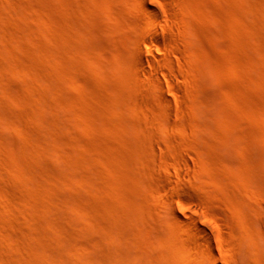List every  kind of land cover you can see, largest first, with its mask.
I'll return each mask as SVG.
<instances>
[{
  "label": "rangeland",
  "instance_id": "374dc122",
  "mask_svg": "<svg viewBox=\"0 0 264 264\" xmlns=\"http://www.w3.org/2000/svg\"><path fill=\"white\" fill-rule=\"evenodd\" d=\"M74 1L0 0V264H264V0Z\"/></svg>",
  "mask_w": 264,
  "mask_h": 264
},
{
  "label": "bare ground",
  "instance_id": "6f19581e",
  "mask_svg": "<svg viewBox=\"0 0 264 264\" xmlns=\"http://www.w3.org/2000/svg\"><path fill=\"white\" fill-rule=\"evenodd\" d=\"M82 1V2H81ZM130 0H128V2H129ZM67 2V1H66ZM75 3H77V4H81V3H85L86 1L85 0H75L74 1ZM73 2V3H74ZM91 2V1H90ZM127 2V3H128ZM131 2H132V0H131ZM72 4V2H69V4ZM138 3V2H137ZM77 4H74L75 6H77ZM92 2H91V4H90V7H92ZM139 4H140V7L139 8H141V11H144V12H146L148 15H149V17H148V24H149V29L147 30L148 32H146L145 33V35L142 37V40L144 41V42H146V40H148L149 39V43H151L152 45H153V47H154V49H155V51L156 52H159V51H162L163 50V48L167 45V44H165L164 43V39L163 38H161L160 36H159V31H163L164 29H166L167 28V25L168 24H164V22H163V24L161 23V22H158V18H157V15H156V13H155V10L152 8V6L148 3V1L147 0H139ZM86 6L87 8V10L85 11V14H83V15H85V16H87V15H89V14H91V16H92V13H94L95 14V10L93 11V12H90V11H92L93 10V8L89 11L90 13L88 14V10L90 9L89 8V6H87V2L85 3V4H83V6ZM129 5H130V3H129ZM132 5V4H131ZM71 6V5H70ZM80 6V5H79ZM78 6V7H79ZM134 6V5H133ZM64 7V6H63ZM69 6H67V8H68ZM71 8V7H70ZM74 9V8H73ZM75 9H76V7H75ZM79 9V8H78ZM123 9V8H122ZM134 9V8H133ZM132 9V10H133ZM65 10V9H64ZM70 9L68 8V10L67 11H69ZM84 10V9H83ZM131 10V9H130ZM131 10V11H132ZM66 11V10H65ZM75 12H76V10H74ZM82 11V10H81ZM134 11H136L137 12V10H134ZM140 11V10H139ZM70 12H72V10H70ZM70 12H69V16L72 14H70ZM79 12H80V10H79ZM84 12V11H83ZM110 12V11H109ZM109 12H108V14H109ZM133 12V11H132ZM63 14H64V12H62ZM81 13V12H80ZM120 13V12H119ZM128 13V12H127ZM75 14V13H74ZM77 14H78V12H77ZM93 14V15H94ZM123 14H126V13H123ZM129 14H131V13H129ZM135 14V13H134ZM110 15H112V14H110ZM109 15V16H110ZM116 15V14H115ZM128 15V14H127ZM72 16V15H71ZM74 16V15H73ZM73 16H72V19H74L73 18ZM95 16V15H94ZM74 17H76V18H78L79 17V14H78V17L75 15ZM80 17H81V15H80ZM80 17H79V19H80ZM88 17V16H87ZM86 17V19H88ZM90 17V16H89ZM66 18V17H65ZM71 18V17H70ZM82 18V17H81ZM91 18V17H90ZM99 18V17H98ZM147 18V17H146ZM92 19V18H91ZM75 20V19H74ZM74 20H72V21H74ZM85 20V19H84ZM113 20V19H112ZM76 21V20H75ZM74 21V22H75ZM79 21V20H78ZM81 21V20H80ZM79 21V22H80ZM85 21H87V20H85ZM93 21V20H92ZM92 21H91V23H92ZM96 21V20H95ZM144 21V20H143ZM70 22H71V20H69V25L68 26H70ZM77 22V21H76ZM68 23V22H67ZM82 23V22H81ZM80 23V25H82V27L84 26V24H81ZM90 23V22H89ZM91 23H90V25H91ZM94 23V22H93ZM92 23V24H93ZM101 23V22H100ZM105 23V22H104ZM119 23V22H118ZM117 23V24H118ZM122 23V22H121ZM72 24H74V23H72ZM71 24V25H72ZM76 24V23H75ZM114 24V23H113ZM78 25V24H77ZM77 25L75 26L77 29L80 27V25H78L79 27H77ZM86 25V24H85ZM93 26V25H92ZM114 26V25H113ZM122 26V25H121ZM71 27V26H70ZM82 27H81V31H82ZM84 27H86V26H84ZM87 27H88V25H87ZM90 27V26H89ZM101 27V26H100ZM103 27V26H102ZM109 27V26H108ZM116 27V26H115ZM169 27V26H168ZM61 28V27H60ZM96 26H95V30H96ZM104 28H106V27H104ZM63 29H65V28H63ZM62 29V30H63ZM68 29H69V27H68ZM80 29V28H79ZM79 29H78V31H79ZM84 29H86V28H84ZM89 29V28H88ZM101 29V28H100ZM103 29V28H102ZM111 29H112V27H111ZM116 29V28H115ZM98 30V29H97ZM104 30V29H103ZM106 30V29H105ZM104 30V31H105ZM110 29H108V31H109ZM69 31V30H68ZM84 31V30H83ZM86 31V30H85ZM114 32H116L115 30H113ZM118 31V30H117ZM65 32H67V31H65ZM74 32V31H73ZM98 32H99V30H98ZM68 33H71V31L70 32H68ZM80 33V32H79ZM82 34H84L85 32H81ZM96 32L93 30V29H89V30H87L86 31V36L88 35V38L86 39V38H83V39H86V41L84 40V42L86 43V47H88V39L92 42H95L96 40V34H95ZM66 34V33H65ZM72 34V33H71ZM97 34H99V33H97ZM73 35V34H72ZM71 35V36H72ZM75 36H76V34H74ZM80 35V34H79ZM83 36V35H82ZM162 36V35H161ZM109 37V36H108ZM70 38V36H68V38H67V40ZM72 38H73V36H72ZM58 39H60V37L58 38ZM77 39V38H76ZM81 39V38H80ZM63 40H65V39H60V44H59V47H60V49L62 50V48L65 46L66 47V45L68 46L69 44L68 43H66V45H65V43H64V41ZM79 40V39H78ZM141 40V39H140ZM69 41H70V39H69ZM72 41V40H71ZM78 42V41H77ZM91 42H89V44H91ZM166 42V41H165ZM69 43H71V42H69ZM80 43V42H79ZM82 43V42H81ZM95 44V43H94ZM143 44V43H142ZM146 44V43H145ZM165 44V45H164ZM84 45V44H83ZM69 47V46H68ZM72 47V46H71ZM78 47V46H77ZM85 47V48H86ZM91 47V46H90ZM92 48V47H91ZM71 49V48H70ZM73 49V48H72ZM88 49V48H87ZM90 49V48H89ZM137 49V48H136ZM141 49V48H140ZM57 50H58V48H57ZM66 49H64L63 51H65ZM69 50V49H68ZM68 50H66V52L68 51ZM75 50V49H74ZM74 50H72V51H74ZM77 50H78V48H77ZM62 51V52H63ZM81 51V50H80ZM84 51V50H83ZM83 51H81V52H83ZM87 50H85L84 51V53L86 52ZM89 51V50H88ZM132 51H133V49H132ZM136 51V50H135ZM59 52V51H58ZM61 52V51H60ZM59 52V53H60ZM79 52V51H78ZM90 52V51H89ZM134 52V51H133ZM137 53L135 54V55H137L136 56V58L138 57V60L140 61V62H142V63H148V64H150V65H154V67H153V69L155 70L156 68H155V63L154 64H152V63H150V60L147 58V56H146V54H144L141 50H138L137 49V51H136ZM68 53V52H67ZM74 53V52H73ZM77 52H76V50H75V53L74 54H76ZM63 56H62V58L63 57H65L64 56V54L63 53H61ZM72 56H70V57H75L72 53H70ZM86 54L88 55V53L86 52ZM90 54V53H89ZM59 55V54H58ZM83 55H85V54H80L79 56L81 57V56H83ZM86 55V56H87ZM61 56V55H60ZM60 56H58V57H60ZM78 56V55H77ZM86 56H85V58H86ZM154 57V56H153ZM61 58V57H60ZM136 58H135V60H136ZM157 58L158 57H155V59L157 60ZM167 59H168V57H166ZM58 59V58H57ZM65 59V58H64ZM81 59L82 58H80L79 59V61H81ZM71 60V59H70ZM73 60V59H72ZM75 60H77V62H78V59H75ZM87 60V59H86ZM85 60V61H86ZM155 60V61H156ZM158 60H160L159 58H158ZM163 60V59H162ZM170 61V60H169ZM169 61H167V62H169ZM58 62H60V60L58 59ZM57 62V63H58ZM139 62V63H140ZM158 62H161V60L160 61H158ZM167 62L166 61H163V64L164 63H166L167 64ZM63 63V62H62ZM62 63L60 64L61 66H62ZM74 62H71L70 64L72 65ZM162 63V62H161ZM170 63V62H169ZM168 63V64H169ZM69 64V63H68ZM81 64V62L79 63V65ZM157 64V63H156ZM163 64H160V66H163ZM71 65H69L70 66V68H71ZM78 65V66H79ZM82 65H83V63H82ZM81 65V66H82ZM85 65V64H84ZM139 65V64H138ZM142 65V64H141ZM144 65V64H143ZM142 65V66H143ZM170 65V64H169ZM60 66V67H61ZM68 66V67H69ZM74 66H76L77 67V64L76 65H74ZM73 66V67H74ZM80 66V67H81ZM158 66L159 65H157V68H158ZM159 66V67H160ZM68 67L66 68L67 70H68ZM166 67V66H165ZM69 68V69H70ZM75 68V67H74ZM79 68V67H78ZM163 68H164V66H163ZM162 67H161V69H163ZM59 69H61V68H59ZM65 69V70H66ZM71 69H73V68H71ZM77 69V68H76ZM80 69H82V68H80ZM169 69H171V68H169ZM173 69V68H172ZM175 70H176V68H174ZM63 70V69H62ZM73 70H75V69H73ZM60 71V70H59ZM71 71V70H70ZM86 71V70H85ZM144 71V70H143ZM142 71V72H143ZM159 71H160V68H159ZM170 71V70H169ZM168 71V72H169ZM172 71V70H171ZM62 72V71H61ZM60 72V73H61ZM158 72V71H157ZM65 73V72H64ZM68 73H69V71H68ZM156 73V72H155ZM66 74H67V72H66ZM164 74H165V71H164ZM168 74H171L170 72L168 73ZM139 77H140V75H139ZM171 77V76H170ZM153 79V78H152ZM173 81V80H172ZM154 82V81H153ZM157 83V82H156ZM156 83H155V85H156ZM171 83V82H170ZM170 83H169V85H170ZM145 84V83H144ZM148 84V83H147ZM160 85H161V83H159ZM143 85V84H142ZM146 85V84H145ZM151 86V85H150ZM159 86V85H158ZM149 87V86H148ZM154 88V87H153ZM152 88V89H153ZM149 89H150V87H149ZM151 89V90H152ZM160 89V88H159ZM172 89V88H171ZM58 90H60V89H58ZM155 90V89H154ZM157 90V89H156ZM155 90V91H156ZM168 90H170V89H168ZM63 91V90H62ZM61 91V92H62ZM171 91V90H170ZM59 92V91H58ZM159 92V91H158ZM60 93V92H59ZM161 93H162V91H161ZM62 94V93H61ZM156 94V93H155ZM157 95V94H156ZM162 95H160V97H161ZM159 97V96H158ZM165 97V96H164ZM59 99H61V98H59ZM161 99V98H160ZM163 99V98H162ZM181 99V98H180ZM65 100H67V99H65ZM64 100V101H65ZM69 100H70V98H69ZM68 100V101H69ZM59 103V102H58ZM71 103H69V105H70ZM170 104V103H169ZM168 104V105H169ZM59 105H60V103H59ZM72 105H74V104H71V106ZM60 106H63L62 104L60 105ZM75 106V105H74ZM69 107V106H68ZM59 108V107H58ZM170 108V107H169ZM61 109H63V111H64V106L61 108ZM60 109V110H61ZM71 109V108H70ZM70 109H68V110H70ZM74 108H72L71 110H73ZM168 109V108H167ZM67 110V111H68ZM70 110V111H71ZM63 111H61V112H63ZM72 112V111H71ZM66 112H64V113H62V115H64ZM70 112H68V114H69ZM65 116V115H64ZM204 116V115H203ZM62 117V116H61ZM201 117V116H200ZM203 119V118H202ZM145 131H147V130H145ZM178 174H180V173H178ZM178 174H177V176H178ZM183 174V173H182ZM184 175V174H183ZM179 177V176H178ZM176 215V214H175ZM180 219V218H179ZM195 223V222H194ZM196 231H197V233L200 235V236H202L203 238H205L206 239V241L208 242V254H206V257L205 256H203V257H205V259H206V264H219V262H218V258L215 256V254H214V252L212 251V249H213V246H212V240H213V238H212V236H211V234H210V232H208V230H206L205 228H203L202 226H199V225H197L196 226ZM256 233V232H255ZM254 234V233H253ZM241 235V234H240ZM255 237H256V235H255ZM257 237H260V236H257ZM202 239V238H201ZM200 239V240H201ZM244 239V238H243ZM246 240V239H245ZM244 240V241H245ZM240 241H241V238H240ZM239 241V242H240ZM198 242V241H197ZM246 242V241H245ZM215 243V242H214ZM241 243V242H240ZM204 247V246H203ZM206 247V246H205ZM199 251H201L200 249H199ZM205 251H207V250H205ZM201 252H204V251H201ZM262 254V253H261ZM200 255V254H199ZM200 256H198V258H199ZM264 257V256H263ZM205 259H204V261H205ZM263 259V258H262ZM203 260V259H202ZM172 262L174 263L175 262V260L173 259L172 260ZM172 262L170 261V263L172 264ZM204 263V264H205ZM201 264H203V261H202V263Z\"/></svg>",
  "mask_w": 264,
  "mask_h": 264
}]
</instances>
